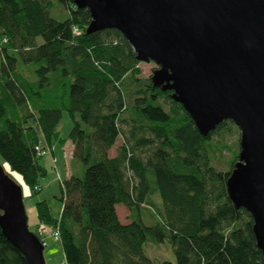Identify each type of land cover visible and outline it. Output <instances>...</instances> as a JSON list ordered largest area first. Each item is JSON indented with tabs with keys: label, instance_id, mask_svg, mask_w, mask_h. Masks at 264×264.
<instances>
[{
	"label": "trees",
	"instance_id": "obj_1",
	"mask_svg": "<svg viewBox=\"0 0 264 264\" xmlns=\"http://www.w3.org/2000/svg\"><path fill=\"white\" fill-rule=\"evenodd\" d=\"M57 1L63 19L51 16L52 0H0V157L34 195L47 173L36 144L48 154L53 143L74 147L70 169L82 165L61 181L60 215L46 200L35 204L39 224L58 229L64 264H155L143 251L148 238L170 243L177 264H264L251 215L226 190L240 140L231 147L213 138L234 123L203 136L152 79L156 68L142 74L118 30L91 32L88 8ZM0 264H27L1 229Z\"/></svg>",
	"mask_w": 264,
	"mask_h": 264
},
{
	"label": "water",
	"instance_id": "obj_2",
	"mask_svg": "<svg viewBox=\"0 0 264 264\" xmlns=\"http://www.w3.org/2000/svg\"><path fill=\"white\" fill-rule=\"evenodd\" d=\"M74 1L89 9V31L118 30L138 61L156 64L152 79L203 136L228 120L240 130L226 190L264 257V0ZM27 219L21 185L0 165L1 233L27 264H45Z\"/></svg>",
	"mask_w": 264,
	"mask_h": 264
},
{
	"label": "rangeland",
	"instance_id": "obj_3",
	"mask_svg": "<svg viewBox=\"0 0 264 264\" xmlns=\"http://www.w3.org/2000/svg\"><path fill=\"white\" fill-rule=\"evenodd\" d=\"M53 4L49 8L51 16L55 17L56 19H63L67 16L68 11L67 9H64L57 0H52ZM157 68L156 64L153 61L150 62H140L139 69L142 70V74L144 76L150 75L152 70ZM62 119H61V129H60V137L67 138L68 132L71 128V122L69 119V116L65 112L62 113ZM230 132L228 131H220L217 135L213 136L214 141H221L222 143H225L226 145H230L233 147L238 141L240 136V130L233 124L230 128ZM118 144L121 143V138L118 139ZM57 145L58 147H61L60 143H53ZM230 157V152L224 150L221 155L220 165L227 169V161ZM40 163L45 167V170H47V173L44 177H41L39 179L40 182H42V189L39 190V193H36L34 195H31L29 192H27L26 187L23 185V182H21V178L14 174L13 172H10L7 164L2 160L0 157V165H2L5 168V171L9 172L10 176L13 178L15 182H18L22 187L23 192V203L25 205V212L29 219V228L30 230H35L37 225H39V222H37V218L35 214V204L39 200L46 198V202H48L50 212L53 214L54 217H57L60 215L61 207H62V201H59L61 191H60V184L61 181L65 177V162L63 163H56L57 170H55L53 163L50 159V156L48 157H41L39 159ZM80 165H82L78 160L75 162V164L72 163L71 169L78 170L80 168ZM154 199V202L156 206H159L160 198L157 195L152 196ZM120 218H124L127 221V215L128 210L121 206ZM42 224V223H40ZM43 225V224H42ZM45 225V224H44ZM46 226V225H45ZM48 227V226H46ZM51 228L48 227V230ZM46 247L43 249V256L45 258V264H64L65 263V257L63 255V250L61 247V244H59L58 241L53 240L50 237H46ZM143 251L147 257H150L152 261L155 264H160L162 261H168L171 262V264H177L175 261L174 251L172 250V247L170 243L167 241L163 242H156L155 240H152L151 238H148L145 244L143 245Z\"/></svg>",
	"mask_w": 264,
	"mask_h": 264
},
{
	"label": "crops",
	"instance_id": "obj_4",
	"mask_svg": "<svg viewBox=\"0 0 264 264\" xmlns=\"http://www.w3.org/2000/svg\"><path fill=\"white\" fill-rule=\"evenodd\" d=\"M43 144V142H42ZM119 146L118 142L115 143L111 149L109 150L108 152V156L109 157H112L115 153V149ZM50 154H48L50 156V159L53 163V166L55 168L56 171L57 170V167H56V163H63L65 162V177L64 178H67L70 176V172H71V169H70V163H71V160L73 159L72 158V152L74 150V147L72 146L71 142L68 140L67 142H65L61 147H58L57 148V145L55 144H52L50 146ZM48 155L46 156H43V157H48ZM39 190L42 189V182L39 181ZM28 192V190H27ZM41 200H46V198H43ZM121 204H116L115 205V210H116V213H117V217H118V220H120V222L122 224H125V223H128L129 221H127L126 219L124 220V218H120V211L121 210ZM36 218H37V215L35 214ZM128 216V215H127ZM28 217V216H27ZM37 222H38V219H37ZM27 224L29 225L30 222H29V219H27ZM38 226V224H36ZM40 225V224H39ZM47 226V225H46Z\"/></svg>",
	"mask_w": 264,
	"mask_h": 264
},
{
	"label": "built area",
	"instance_id": "obj_5",
	"mask_svg": "<svg viewBox=\"0 0 264 264\" xmlns=\"http://www.w3.org/2000/svg\"><path fill=\"white\" fill-rule=\"evenodd\" d=\"M74 30L77 31L75 28H74ZM34 149L39 156L47 155L49 153L48 149H44L42 147V143L36 144ZM34 190L38 191L39 186H35ZM35 235H37L38 240L40 242V245H42L43 247L47 246L46 245V237L47 236L52 238L55 241H58V242L60 240V234L58 232V229L57 228H51L50 230H48V227H46L44 224L43 225L40 224V226L36 229Z\"/></svg>",
	"mask_w": 264,
	"mask_h": 264
}]
</instances>
